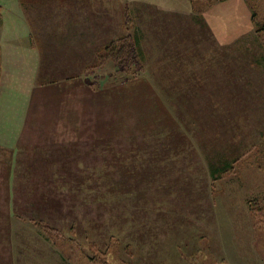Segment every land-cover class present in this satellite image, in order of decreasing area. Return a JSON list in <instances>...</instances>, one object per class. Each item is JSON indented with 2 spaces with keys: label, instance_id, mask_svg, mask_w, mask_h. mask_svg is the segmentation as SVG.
<instances>
[{
  "label": "rangeland",
  "instance_id": "rangeland-1",
  "mask_svg": "<svg viewBox=\"0 0 264 264\" xmlns=\"http://www.w3.org/2000/svg\"><path fill=\"white\" fill-rule=\"evenodd\" d=\"M36 1L33 21L62 17L59 0L50 12ZM79 1L105 23L90 42L115 47L83 74L136 79L139 97L121 82L120 118L85 144L45 146L33 132L12 160L0 148V264H264V0H243L253 30L225 45L234 23L213 13L215 39L204 24L221 0L174 2L176 15ZM114 30L138 39L140 71L117 72L128 55L114 54L127 46ZM65 73L45 82L80 74Z\"/></svg>",
  "mask_w": 264,
  "mask_h": 264
},
{
  "label": "crops",
  "instance_id": "crops-1",
  "mask_svg": "<svg viewBox=\"0 0 264 264\" xmlns=\"http://www.w3.org/2000/svg\"><path fill=\"white\" fill-rule=\"evenodd\" d=\"M33 2L37 1L0 0V148L12 153L9 155L11 160L15 158L13 153L28 143L23 140L24 137L33 132L39 141L44 139L48 142L45 146L65 143L76 147L80 143L93 141V137L105 135L104 127L108 121L102 120L125 107L121 99L119 105L115 102L117 94H122L121 98H124L125 90L121 83L124 81L118 82V78L114 79L115 76L109 73L104 80L97 78L93 84L85 76L87 73L83 74L98 64L97 58L107 46L99 44L103 37L101 34L98 40L95 37V41L90 42L88 36L95 31L92 25L95 23L101 29L105 23L100 18L80 16L79 0H59L57 4H52L54 10L62 13L60 19H53L51 12L47 19L33 21L31 14H28V9L33 8V14L35 12L34 5H31ZM139 2L172 11L175 15L181 13L179 7L173 5L180 0ZM50 4V0H45L43 6L49 8L47 12L51 11ZM63 5L71 7L64 9ZM74 12L78 15L70 16ZM205 13L204 24L212 39H215V27L210 23L213 13H220L223 17L218 25L223 26L224 23L228 24L226 20H231L236 26L233 32L229 30L220 40L223 45L253 30L251 14L243 0H226L215 4ZM110 35L112 41L119 38L116 30ZM65 72L80 74L69 76L71 78L53 77L45 82L46 76L66 75ZM113 84L114 87L106 89ZM129 84L132 101L135 95L139 97L138 81L132 79ZM126 95L129 93L126 92ZM115 117L120 118L119 114H115ZM99 119L101 123H98ZM54 139L59 141L51 143Z\"/></svg>",
  "mask_w": 264,
  "mask_h": 264
},
{
  "label": "trees",
  "instance_id": "trees-1",
  "mask_svg": "<svg viewBox=\"0 0 264 264\" xmlns=\"http://www.w3.org/2000/svg\"><path fill=\"white\" fill-rule=\"evenodd\" d=\"M223 1H225V0H221V2H223ZM137 40L138 39L136 37H134L132 39L131 37L125 36V37L118 38L117 41H114V42L126 41V43H127V46H125L124 48L119 47L118 49H116L117 50L116 53H114L117 56L119 55V53H122V52L124 54L128 55V58L124 61L125 64L122 65V62H121L119 65L116 66V67H118L117 72L125 73L126 71L130 70V69H128V68H130V66H128L127 61H130V64L132 66L136 67L137 72L140 71L139 58H140L141 54H140L139 47H138L139 42H137ZM112 45L110 44L105 48V50L103 52L104 55L107 52H110V51H108V49L111 51L112 50L114 51L115 47H113ZM121 61H122V59H121ZM221 172H223V170Z\"/></svg>",
  "mask_w": 264,
  "mask_h": 264
}]
</instances>
